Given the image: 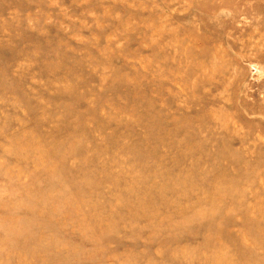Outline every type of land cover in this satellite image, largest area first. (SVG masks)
Listing matches in <instances>:
<instances>
[{
  "label": "rangeland",
  "instance_id": "1",
  "mask_svg": "<svg viewBox=\"0 0 264 264\" xmlns=\"http://www.w3.org/2000/svg\"><path fill=\"white\" fill-rule=\"evenodd\" d=\"M0 264H264V0H0Z\"/></svg>",
  "mask_w": 264,
  "mask_h": 264
}]
</instances>
